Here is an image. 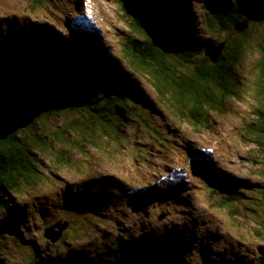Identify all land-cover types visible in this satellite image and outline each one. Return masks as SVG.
I'll return each mask as SVG.
<instances>
[{
	"label": "rangeland",
	"instance_id": "rangeland-1",
	"mask_svg": "<svg viewBox=\"0 0 264 264\" xmlns=\"http://www.w3.org/2000/svg\"><path fill=\"white\" fill-rule=\"evenodd\" d=\"M113 1L49 0L33 13L17 16L12 24L0 20V46L6 43L14 53L28 51L33 58L49 44L59 47L60 42H72L69 32L58 28L64 19L86 56L99 67L112 64L133 86L130 93H122L121 77L110 79L96 90L92 102L99 112L100 96L117 89L127 106L112 94L111 99L120 101L100 114L73 111L41 119L37 130L57 134L60 142L35 152L39 171L36 185L23 183L17 194L5 195V207L9 208L0 214V261L39 264L55 258L71 260L73 254L91 258L106 253L117 242L148 245L147 236L153 235L185 241L187 251L180 258L186 264H259L264 253V230L258 225L260 207L251 202L253 205L239 204L232 210L210 208L209 191L193 180L191 159L244 185L260 188L253 199L264 195V132L256 131L264 124L258 116V112L264 113V79L259 67L264 29L251 28V39L224 81L228 93L222 95L213 87L214 110L201 113L208 120L201 125L207 129L196 131L176 111L186 99L182 102L162 83L157 84L162 91L158 93L147 73L130 68L125 43L132 32L121 21V11ZM153 1L164 11L168 9V16L176 19L182 15L190 25L207 31L201 39L221 42L222 36L212 31L213 20L205 22L206 14L212 13L209 0ZM7 63L6 58L0 64V95L9 81L4 79V75L8 77ZM188 65L189 69L177 68L185 77L194 68ZM118 105L125 120L114 110ZM132 106H138L137 113L129 108ZM73 123L78 124L76 132H65ZM207 159L210 164H206ZM93 183L102 186L101 199L81 206V193ZM59 221L69 226L62 239L52 245L43 232Z\"/></svg>",
	"mask_w": 264,
	"mask_h": 264
},
{
	"label": "trees",
	"instance_id": "trees-1",
	"mask_svg": "<svg viewBox=\"0 0 264 264\" xmlns=\"http://www.w3.org/2000/svg\"><path fill=\"white\" fill-rule=\"evenodd\" d=\"M48 1L0 0V19L6 24H12L17 16L31 14ZM114 2L121 11V21L132 32V37H129L125 43V48L129 51L127 56L131 60L130 68L147 73L158 93L162 91L157 84L162 83L169 86V89L174 91L182 102L186 99L182 109H176L177 113H180L184 120L190 121L196 131H206L207 127L205 128L201 123H207L208 120L206 121L205 114L201 113H203L202 110L209 109V112L214 110L212 89L215 87L218 92L216 89L218 88L222 95L228 93L224 87V81L231 76L241 49L251 39L250 27L257 26L264 29V10H259L260 5L255 7L248 0H209L212 13L206 14L205 22H208L209 18L212 19L213 29L211 27L210 29L222 36L221 42L213 43L211 39H201L207 31L198 30L176 12L178 18L168 16L165 13L168 9L164 11L165 9L153 0H114ZM248 5L257 9L255 16L249 17L246 14L245 9L247 10ZM245 21L248 22L249 29L241 34L236 32L234 27ZM58 27L68 31L73 40L70 43L61 42L59 50L56 45H53L52 54L47 51L32 58L28 51L16 54L6 43L0 46V64L7 58L9 65L6 74L8 77L5 78L4 75V79L9 80L6 83L7 89L13 86H31L37 91L44 107L42 116L30 127L0 141V214L9 208L5 207L7 206L5 195L8 192L17 194L21 190L20 184L23 183L28 186L36 185L39 171L35 152L45 151L50 144L60 142L57 134L37 130L36 126L45 115L69 114L73 111L78 113L88 111L97 115L100 111L104 112L103 108L111 107L116 101L121 100L122 105L127 106L120 94L130 93V88L133 89L131 80L118 68L112 64L111 67H99L82 52H85L83 45L76 40L73 28L68 26L64 19L58 22ZM222 44L226 45L224 53L219 62L214 65L203 52L208 47ZM172 57L179 60H172ZM189 63L194 65V68L191 75L185 77L177 68L189 69ZM259 67L262 71L260 77L264 79V53ZM174 69L179 76L172 73ZM119 77H121L119 86L122 93L113 89L114 91H108L100 96L102 102L98 112L92 107L96 90L106 86L107 82H111L110 79L117 81ZM176 79L180 82H176ZM169 89L163 91H169ZM112 94L118 95L120 100L111 99ZM130 97L134 99L131 95ZM168 101L170 103L171 100ZM129 108L137 113L133 106ZM114 110L125 120L126 116L119 105L115 106ZM258 116L264 119V113L258 112ZM77 128L78 124L73 123L65 132H76ZM256 131L264 132V124ZM214 158L213 155V160ZM191 163L193 180L204 185L209 191L208 206L210 208L232 210L239 204L253 205L251 202H256L254 205L260 207L258 225L264 230V195L261 193L257 199H253L260 188L244 185L225 174L204 168L197 163L196 158H192ZM102 193V186L93 183L81 193L78 201L81 206H91L101 199ZM68 203L70 204V201ZM147 239L148 245L142 247L138 241L136 243L126 240L108 247L106 253H98L91 258L73 254L71 260L57 261L55 258L54 262L41 260L39 264H58L59 261L62 264H186L180 258L187 251L185 241L162 236L156 238L153 235H148ZM0 253L3 254V250L0 249ZM260 257L259 264H264V253ZM0 264H2L1 261Z\"/></svg>",
	"mask_w": 264,
	"mask_h": 264
},
{
	"label": "water",
	"instance_id": "water-1",
	"mask_svg": "<svg viewBox=\"0 0 264 264\" xmlns=\"http://www.w3.org/2000/svg\"><path fill=\"white\" fill-rule=\"evenodd\" d=\"M248 23L237 24L234 30L244 33ZM225 45L210 47L205 51L206 57L216 65L219 62ZM44 113L41 99L37 91L31 86H13L0 95V141L6 140L20 130L30 127ZM69 223L58 222L44 230L43 237L51 244H55L63 237Z\"/></svg>",
	"mask_w": 264,
	"mask_h": 264
},
{
	"label": "flooded vegetation",
	"instance_id": "flooded-vegetation-1",
	"mask_svg": "<svg viewBox=\"0 0 264 264\" xmlns=\"http://www.w3.org/2000/svg\"><path fill=\"white\" fill-rule=\"evenodd\" d=\"M258 1H261V6H260L259 10H264V0H258Z\"/></svg>",
	"mask_w": 264,
	"mask_h": 264
},
{
	"label": "bare ground",
	"instance_id": "bare-ground-1",
	"mask_svg": "<svg viewBox=\"0 0 264 264\" xmlns=\"http://www.w3.org/2000/svg\"><path fill=\"white\" fill-rule=\"evenodd\" d=\"M76 24H77V23H76ZM84 25H85V24H84ZM75 27H76V26H75ZM46 39H47V38H46ZM72 40H73V39H72ZM89 42H90V41H89ZM201 157H202V156H201ZM206 162H207L206 164H210L209 159H207ZM214 167L216 168V166H214ZM216 169H217V168H216ZM216 171H217V170H215L214 172L216 173ZM100 188H101V187H100ZM149 202H150V201H149ZM149 202H148V203H149ZM135 205H136V204H135ZM143 205H144V204H143ZM188 215H189V214H188ZM180 231H181V230H180ZM184 243H185V242H184Z\"/></svg>",
	"mask_w": 264,
	"mask_h": 264
},
{
	"label": "clouds",
	"instance_id": "clouds-1",
	"mask_svg": "<svg viewBox=\"0 0 264 264\" xmlns=\"http://www.w3.org/2000/svg\"><path fill=\"white\" fill-rule=\"evenodd\" d=\"M225 47H226V45H225ZM209 48V47H208ZM61 222H63L64 223V221H61ZM53 226V225H52ZM49 227H51V226H49ZM48 228V227H47ZM43 234H44V232H43ZM45 239V238H44Z\"/></svg>",
	"mask_w": 264,
	"mask_h": 264
}]
</instances>
